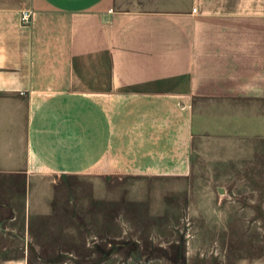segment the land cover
I'll list each match as a JSON object with an SVG mask.
<instances>
[{"label":"crops","instance_id":"0c3cea01","mask_svg":"<svg viewBox=\"0 0 264 264\" xmlns=\"http://www.w3.org/2000/svg\"><path fill=\"white\" fill-rule=\"evenodd\" d=\"M206 106H264V0H0V234L71 178L187 171Z\"/></svg>","mask_w":264,"mask_h":264},{"label":"rangeland","instance_id":"374dc122","mask_svg":"<svg viewBox=\"0 0 264 264\" xmlns=\"http://www.w3.org/2000/svg\"><path fill=\"white\" fill-rule=\"evenodd\" d=\"M204 110L205 130L193 139L187 171L127 175L94 191L84 177L67 179L53 196H39L44 214L35 208L23 216L17 203L22 216L5 223L15 232L0 234V259L264 264V106Z\"/></svg>","mask_w":264,"mask_h":264},{"label":"built area","instance_id":"2783aa9c","mask_svg":"<svg viewBox=\"0 0 264 264\" xmlns=\"http://www.w3.org/2000/svg\"><path fill=\"white\" fill-rule=\"evenodd\" d=\"M194 9H195V8H194ZM30 16H31V11H29V10H24V11H22V20H23L24 22H28L29 19H30Z\"/></svg>","mask_w":264,"mask_h":264}]
</instances>
